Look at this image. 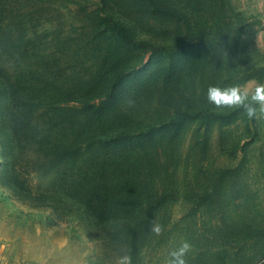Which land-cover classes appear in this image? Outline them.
I'll return each instance as SVG.
<instances>
[{
	"label": "rangeland",
	"instance_id": "obj_1",
	"mask_svg": "<svg viewBox=\"0 0 264 264\" xmlns=\"http://www.w3.org/2000/svg\"><path fill=\"white\" fill-rule=\"evenodd\" d=\"M262 84L264 0H0V264H264Z\"/></svg>",
	"mask_w": 264,
	"mask_h": 264
},
{
	"label": "clouds",
	"instance_id": "obj_2",
	"mask_svg": "<svg viewBox=\"0 0 264 264\" xmlns=\"http://www.w3.org/2000/svg\"><path fill=\"white\" fill-rule=\"evenodd\" d=\"M207 99L216 106H243L249 117L255 115L259 104L264 108V84L255 88V91L249 94L247 90L241 91L238 86L224 87L210 86L207 92ZM153 231L159 233L161 228L158 224L153 225ZM191 245L189 242H182L176 249L170 253L169 264H187L186 255ZM119 264H130V257L123 255L119 258Z\"/></svg>",
	"mask_w": 264,
	"mask_h": 264
},
{
	"label": "trees",
	"instance_id": "obj_3",
	"mask_svg": "<svg viewBox=\"0 0 264 264\" xmlns=\"http://www.w3.org/2000/svg\"><path fill=\"white\" fill-rule=\"evenodd\" d=\"M109 28L111 29V31H113L115 33L116 32H122L125 30V26L118 24L117 22H113L111 24V26H109ZM142 231H146V229L144 227L141 226H134L131 225L127 228L126 232H125V241L132 243V245L136 246V250L139 251V248L141 246V240L145 237V234ZM116 234H118V232L116 231ZM118 236L123 237L122 234H119ZM118 238V239H120Z\"/></svg>",
	"mask_w": 264,
	"mask_h": 264
}]
</instances>
